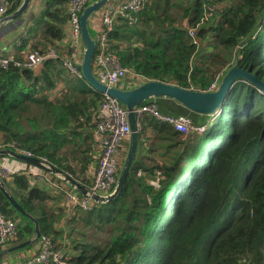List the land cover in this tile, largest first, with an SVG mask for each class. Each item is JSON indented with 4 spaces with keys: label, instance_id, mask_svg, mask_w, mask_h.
Wrapping results in <instances>:
<instances>
[{
    "label": "trees",
    "instance_id": "obj_1",
    "mask_svg": "<svg viewBox=\"0 0 264 264\" xmlns=\"http://www.w3.org/2000/svg\"><path fill=\"white\" fill-rule=\"evenodd\" d=\"M7 2L9 15L22 0ZM41 2L44 8L33 20L36 40L29 48L68 56L66 0ZM209 7L215 14L203 20ZM131 15L136 18L131 23L117 16L107 39L121 66L142 82L205 90L214 77L210 66L224 65L225 53L231 55L225 63L229 68L244 38L238 66L264 82V0H190L186 5L148 0ZM190 28L200 47L192 43ZM26 46L24 40L20 48ZM59 57L34 69L0 67V149L45 157L87 184L92 132L104 97L83 77L66 73ZM153 100L162 114L187 116L204 131L183 138L170 125L143 116L138 151L120 192L109 202L93 203L91 210L76 211L67 219L69 233L62 236L52 228L56 216L47 206L49 197L26 176H11L13 186L3 179L6 191L38 222L40 234L52 236L67 264H264V93L237 80L223 107L210 115L172 99ZM147 129L152 131L150 154L157 151L156 143H166L161 164L142 153ZM119 149L125 155L127 139ZM0 208L18 228L16 240L0 252L33 238V220L17 212L1 190ZM79 220L91 229L81 232L82 239L75 236Z\"/></svg>",
    "mask_w": 264,
    "mask_h": 264
},
{
    "label": "built area",
    "instance_id": "obj_2",
    "mask_svg": "<svg viewBox=\"0 0 264 264\" xmlns=\"http://www.w3.org/2000/svg\"><path fill=\"white\" fill-rule=\"evenodd\" d=\"M91 0H66V9L68 14V42L71 51L68 56L59 57L54 49L49 48L45 52L27 48L21 52V58L18 59L15 53L4 50L0 51V67L7 68L9 65L18 68L34 69L38 67L47 58H60L61 65L69 75L81 78V36H80V14L83 8ZM148 0H110L100 9L99 24L97 34L95 35L96 45L92 59V71L96 78L110 86L116 85L119 80L126 76H132L142 82V78L126 67L121 66L117 56L110 50V44L107 39V32L111 30L114 20L117 16L126 17L128 22L136 21L134 15L141 11ZM8 2L0 0V24L2 19L7 16ZM213 8L209 7L203 20H207L213 14ZM195 29L190 28L188 34L192 43L198 46V39L195 35ZM223 72L216 74L208 89L204 91H213L222 77ZM104 99L98 108V119L93 129L100 144V153L96 166L87 186L92 192L106 195L110 193L115 185L117 174L122 161L118 157V147L120 143L127 139L129 134V125L126 116V110L122 104L107 94H102ZM137 130L141 127L143 116L153 117L158 122L170 125L182 136L190 135L192 132L204 131V126H195L192 120L187 116H172L162 114L159 111L157 103L153 100H147L136 107L134 111ZM15 146V144H11ZM17 153L33 157L30 152L17 149ZM39 159L47 161L45 157ZM13 158L0 157V177L6 178L13 175H24L30 180L44 181L50 174L43 169L27 165L25 167L14 165ZM25 164V163H24ZM159 176L160 170L155 172ZM64 189L63 200L70 205V213L76 210H91L93 202L86 197H81L70 186L66 185ZM18 237V228L16 223L4 215L0 208V247H3L9 241ZM35 251L32 255L22 259L15 264H67L66 254L57 247L53 239L46 234H40L35 243ZM5 264V263H3ZM14 264V263H6Z\"/></svg>",
    "mask_w": 264,
    "mask_h": 264
},
{
    "label": "water",
    "instance_id": "obj_3",
    "mask_svg": "<svg viewBox=\"0 0 264 264\" xmlns=\"http://www.w3.org/2000/svg\"><path fill=\"white\" fill-rule=\"evenodd\" d=\"M108 1L110 0H91L83 8L80 14L79 21L82 48L80 72L85 81L95 91L101 94H107L110 97L116 99L120 104L124 106L126 110V116L129 125L127 149L112 191L106 195L92 192L87 186L74 180L69 174L56 169L47 161L19 154L11 149H0V157H10L27 165L41 168L48 174L56 177L66 185L70 186L81 197L89 198L93 203L97 204L106 203L114 199L120 192L122 185L130 171V168L138 151V130L136 127L134 111L136 107L143 104L145 101L154 98L172 99L177 104L181 105L191 112L202 115H210L215 114L223 107L229 90L237 80L246 81L259 89V91L264 93V82H262L256 75H254L251 72V69L245 70L238 66V50L235 53L234 63L229 68H227L225 73L222 75L218 87L215 90L209 92L198 89L182 88L174 84L157 80H147L130 88H122L118 87L117 85L110 86L100 82L92 71L91 63L95 52L96 40L89 28L88 20ZM29 3L30 0H22L17 10L5 16L2 21L18 20L28 10ZM245 40L246 38H244V40H242L238 44V49ZM0 190L3 192L4 197L8 200L10 205L17 212L32 219L30 215L27 214L20 206L17 200L8 191H6L3 179L1 177ZM32 220L34 221L33 238L3 250L2 252H0V259L5 254L14 252L16 250H21L26 246L34 245L37 242L40 236V230L37 221L34 219Z\"/></svg>",
    "mask_w": 264,
    "mask_h": 264
},
{
    "label": "crops",
    "instance_id": "obj_4",
    "mask_svg": "<svg viewBox=\"0 0 264 264\" xmlns=\"http://www.w3.org/2000/svg\"><path fill=\"white\" fill-rule=\"evenodd\" d=\"M43 8L44 6L41 0H30L28 10L18 20L2 21V23L0 24V51L7 50L21 57L22 56L21 52L29 48V46L32 43H34L36 40L34 31H33V28L35 27L33 24V20L39 16V12L42 11ZM97 15L98 14L94 13L88 20V25L94 37L97 34L98 24H99V16ZM65 31H66V36L68 37V24L65 27ZM24 40L27 41V46L23 49V48H20V45L22 44ZM131 83L137 84L138 81H136L135 78L132 76H126L125 78H122L121 80H119V82L116 85L122 88H129L128 86H131ZM58 86H62V84H59ZM144 135L145 137H147V139L145 140V137H143L144 139H142L143 140L142 153L145 154L147 157L153 154V153L150 154L148 152V149L150 148L151 143H152V139H151L152 131L150 129H147ZM92 136L94 140L93 141L94 142V153L92 157L93 160L90 162L86 172L84 173L85 182L87 184H84L78 181L85 186H88L90 183V180L92 178V175H93V172L96 166V162L98 160V156L100 153L99 140L95 135H93V132H92ZM123 150L124 149L118 150L119 159L124 158L123 156H125L122 154ZM121 161H123V159ZM146 161L148 162V160ZM13 163L14 165H19L23 167L26 166V164L20 161H17V160H13ZM158 163L161 164L162 161H159ZM4 179L7 183H9L10 186H13L11 177H6V178L4 177ZM28 180L30 182V186L37 187L41 189L42 191H44L46 195H48L49 199L47 200V206L56 216L55 219H53L54 221L52 222V228L55 231H58L62 236L69 233L70 229L67 225V219L71 218L76 211H81V210H76L75 212L73 211V214L72 212L70 213V205L65 203L63 200L64 189L66 188L65 187L66 184H64L62 181L59 182L57 178L53 177L52 175H49L47 180H44V181H35V180L33 181L30 179ZM49 236L52 238L51 235ZM35 249L36 247L33 246L29 249L5 254L1 257L0 264L18 263L22 259L30 256L35 251Z\"/></svg>",
    "mask_w": 264,
    "mask_h": 264
},
{
    "label": "rangeland",
    "instance_id": "obj_5",
    "mask_svg": "<svg viewBox=\"0 0 264 264\" xmlns=\"http://www.w3.org/2000/svg\"><path fill=\"white\" fill-rule=\"evenodd\" d=\"M173 1V3L174 4H181V5H186V4H188L189 3V1L190 0H172ZM184 1V2H183ZM186 3V4H185ZM173 10V13H177V10H175V8L173 7L172 8ZM216 10V9H215ZM215 10L213 11V14L211 15V16H213L214 14H215ZM95 14H98L97 16H100V10L97 12V13H95ZM210 16V17H211ZM195 31V30H194ZM189 35V34H188ZM200 44V43H199ZM199 44H198V46H199ZM200 47V46H199ZM238 50V47H236L235 49H234V59H233V62H232V64L234 63V60H235V53H236V51ZM214 52H215V50H214ZM231 55H229V56H227L225 53H224V59L221 57V59L220 60H224V65L223 64H219V65H212V66H210L211 67V71L210 72H214V77H213V79L215 78V76H216V74H218V73H221V72H223V74L225 73V71L227 70V68H226V62L229 60V58L231 59V57H230ZM231 64V65H232ZM222 74V75H223ZM213 79H212V81H213ZM220 80V79H219ZM211 81V82H212ZM211 82H210V84H211ZM210 84L206 87V89H208V87L210 86ZM218 85H219V82H218V84H217V86H216V88L218 87ZM205 89V90H206ZM187 136H189V135H187ZM187 136H182L183 138L184 137H187ZM164 144H166L165 142H159V143H156V146H157V151L155 152V153H153L151 156H152V158L156 161V162H159V161H162L163 162V159H162V157H161V155H163L165 152L164 151H166V149L165 148H163V146H164ZM165 161H167V159H165ZM149 165H151V163L149 164ZM2 179H4V178H2ZM80 220H79V222L77 223V227L76 228H78L79 229V231L75 234V236L77 237V238H80V239H82V237H81V232L82 231H84V230H86L88 227H85V226H83V225H81L80 226ZM87 232V234H89L90 233V231H91V229H88V230H86ZM100 234V233H99ZM99 234H97V235H99ZM105 237H106V235H105ZM70 240V239H69Z\"/></svg>",
    "mask_w": 264,
    "mask_h": 264
}]
</instances>
